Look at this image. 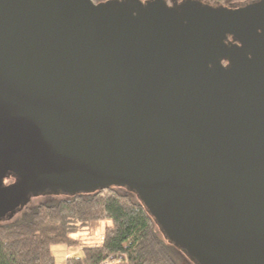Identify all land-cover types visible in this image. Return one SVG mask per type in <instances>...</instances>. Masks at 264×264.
I'll return each mask as SVG.
<instances>
[{"label":"water","instance_id":"1","mask_svg":"<svg viewBox=\"0 0 264 264\" xmlns=\"http://www.w3.org/2000/svg\"><path fill=\"white\" fill-rule=\"evenodd\" d=\"M113 186L193 264H264V0H0V221Z\"/></svg>","mask_w":264,"mask_h":264},{"label":"trees","instance_id":"2","mask_svg":"<svg viewBox=\"0 0 264 264\" xmlns=\"http://www.w3.org/2000/svg\"><path fill=\"white\" fill-rule=\"evenodd\" d=\"M205 1L221 5L226 0ZM103 220L109 224L97 241L78 246L75 234ZM56 244L79 248L65 264H192L161 236L144 205L115 187L44 198L0 221V264H54L51 246Z\"/></svg>","mask_w":264,"mask_h":264},{"label":"rangeland","instance_id":"3","mask_svg":"<svg viewBox=\"0 0 264 264\" xmlns=\"http://www.w3.org/2000/svg\"><path fill=\"white\" fill-rule=\"evenodd\" d=\"M103 1H107V0H103ZM110 1V0H109ZM243 0H226L225 3H236V2H241ZM224 3V4H225ZM115 188H117L119 191H125L129 194H131L133 196L134 199H137L136 195L134 193H130L128 190H126V188H124L123 186H113ZM65 195L61 194V193H57V194H50L47 192H43L42 194H37V195H32L29 197V201L26 203V206L28 207H33V205H35L37 202L42 201L44 198H48V197H64ZM25 208L22 207L21 210H19L18 212H16L11 218L16 217L20 212H22V210ZM105 224H109L108 220H103L100 221L99 223H94L92 225H90L87 229L82 230L80 232H78L77 234H75V238L77 239V241H79L78 246L82 245V244H86L89 245L91 243H93V241H97V239L100 237V234L102 232V226ZM78 246H65V245H53L51 246V253H53L54 255V264H65L64 263V252H68V251H72L73 254L75 253H79V248ZM190 259H188L189 261ZM109 262H112V260H109ZM192 264L193 262L190 261Z\"/></svg>","mask_w":264,"mask_h":264},{"label":"crops","instance_id":"4","mask_svg":"<svg viewBox=\"0 0 264 264\" xmlns=\"http://www.w3.org/2000/svg\"><path fill=\"white\" fill-rule=\"evenodd\" d=\"M64 253H65L64 254V259H65L69 254H72V251H68V252L65 251ZM75 254H78V253H75ZM103 264H117V263H116V261L112 260V262H105Z\"/></svg>","mask_w":264,"mask_h":264},{"label":"flooded vegetation","instance_id":"5","mask_svg":"<svg viewBox=\"0 0 264 264\" xmlns=\"http://www.w3.org/2000/svg\"><path fill=\"white\" fill-rule=\"evenodd\" d=\"M168 3H169V0H168ZM228 43H234L233 41H232V39H231V37H228L227 38V40H226ZM222 64H223V66L226 64V62L224 61V62H222Z\"/></svg>","mask_w":264,"mask_h":264},{"label":"clouds","instance_id":"6","mask_svg":"<svg viewBox=\"0 0 264 264\" xmlns=\"http://www.w3.org/2000/svg\"><path fill=\"white\" fill-rule=\"evenodd\" d=\"M117 2H122V0H117Z\"/></svg>","mask_w":264,"mask_h":264}]
</instances>
